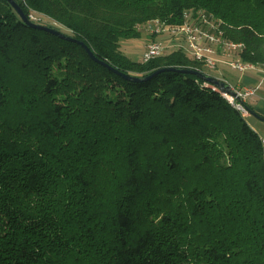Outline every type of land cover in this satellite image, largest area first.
Masks as SVG:
<instances>
[{
  "label": "trees",
  "instance_id": "1",
  "mask_svg": "<svg viewBox=\"0 0 264 264\" xmlns=\"http://www.w3.org/2000/svg\"><path fill=\"white\" fill-rule=\"evenodd\" d=\"M15 1L74 40L0 0V264H264V141L227 89L119 73L217 78L121 50L198 10L264 68V0Z\"/></svg>",
  "mask_w": 264,
  "mask_h": 264
},
{
  "label": "built area",
  "instance_id": "2",
  "mask_svg": "<svg viewBox=\"0 0 264 264\" xmlns=\"http://www.w3.org/2000/svg\"><path fill=\"white\" fill-rule=\"evenodd\" d=\"M33 19L37 17L32 16ZM147 30L154 38L144 48L141 61L148 62L153 58L165 55L168 52L182 49L191 58L204 63L206 68L217 70L221 63L218 58L220 53L229 56L230 52H240L244 44L224 38L221 29V20L215 18L205 10L196 12L187 11L185 20L179 25H168L160 20L149 22ZM226 64L233 70L245 73L258 66L244 62L240 59L226 61ZM264 78V69H263ZM206 85H210L206 83ZM215 89H218L213 85ZM234 94L222 91V94L229 102L244 116L249 114L245 103L247 98L256 93V88H237L231 86Z\"/></svg>",
  "mask_w": 264,
  "mask_h": 264
},
{
  "label": "rangeland",
  "instance_id": "3",
  "mask_svg": "<svg viewBox=\"0 0 264 264\" xmlns=\"http://www.w3.org/2000/svg\"><path fill=\"white\" fill-rule=\"evenodd\" d=\"M38 16H41L40 22L42 23V25L54 26V27L61 29L63 32H66V33L69 32L67 29H65L64 27L60 26L59 24L53 22L51 19H49L46 16L37 15L34 17H38ZM148 25H149V22L145 23L144 25L139 26V29L141 31L140 38L121 41L122 52L125 55H127L129 58H131L135 61H141L142 55L144 53L145 43L147 44L148 42H150V40H152L154 38V36H152L150 34V32L147 30ZM226 58L228 59V61L234 60V59L242 60V58L239 56V54L237 52H230L229 56H227ZM219 67H221V66L219 65ZM205 70L214 76L219 75L217 70H212V69H209L206 67H205ZM222 74L223 75H221V76L228 80L227 83L230 86L238 87L237 86V79L242 74V72H239V71L233 70L229 67H226ZM250 120L255 121L256 119L253 115H251Z\"/></svg>",
  "mask_w": 264,
  "mask_h": 264
},
{
  "label": "crops",
  "instance_id": "4",
  "mask_svg": "<svg viewBox=\"0 0 264 264\" xmlns=\"http://www.w3.org/2000/svg\"><path fill=\"white\" fill-rule=\"evenodd\" d=\"M148 44V43H147ZM145 43V46L147 45ZM227 56L223 55V53H220L218 58L221 60L220 66L217 69V72L219 75H216L218 79L223 80L225 82H228L227 79L222 77L223 71L226 67H229L226 64ZM230 68V67H229ZM263 69L262 67H257V69L242 73L238 79H237V88H256V93L249 98H247L246 103L250 105L254 111H256L258 114L264 116V78H263ZM232 85V84H231ZM234 87V86H233ZM252 114H248L246 116L248 122L250 125L261 135L263 141H264V121L258 119L255 117V121H251L250 117Z\"/></svg>",
  "mask_w": 264,
  "mask_h": 264
},
{
  "label": "water",
  "instance_id": "5",
  "mask_svg": "<svg viewBox=\"0 0 264 264\" xmlns=\"http://www.w3.org/2000/svg\"><path fill=\"white\" fill-rule=\"evenodd\" d=\"M13 6L18 10V12L20 13V15L26 20V22H28L30 25H32L33 27L35 28H38V29H42V30H46V31H49L59 37H62V38H65V39H70V40H74L72 39L70 36H67L65 33H63L62 31L60 30H57L56 28H53V27H50V26H47V25H42V24H38V23H34L32 21H30L26 15L24 14L23 10L21 9V7L19 6V4L15 1V0H9ZM81 44L84 46V48L87 50V52L89 53V55L96 59L94 53L91 51V49L84 43L81 42ZM175 70H179V71H183V72H188V73H194V74H197L201 77H204L207 81L211 82L212 84H214L216 87H218L220 90H223L224 88L227 89L226 92H229V93H232L234 94V92L231 90V86L223 81V80H220L218 78H215V77H212V76H209V75H206L200 71H196V70H193V69H177V68H174V67H169V68H163V69H160L156 72H154L153 74L151 75H148L146 77H137V76H134V75H130V74H126V73H122V72H119L120 74H122L125 78L129 79V80H133V81H143V80H150L152 79L155 75H157L158 73L160 72H163V71H175ZM117 71V70H116ZM249 113L252 114L253 116L257 117L258 119L264 121V116L258 114L256 111L254 110H249Z\"/></svg>",
  "mask_w": 264,
  "mask_h": 264
}]
</instances>
